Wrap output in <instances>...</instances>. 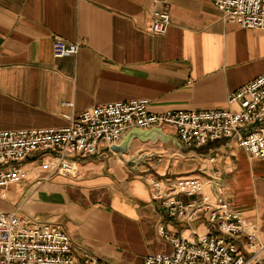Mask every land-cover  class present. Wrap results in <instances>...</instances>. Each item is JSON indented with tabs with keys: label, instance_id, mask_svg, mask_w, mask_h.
<instances>
[{
	"label": "crops",
	"instance_id": "1",
	"mask_svg": "<svg viewBox=\"0 0 264 264\" xmlns=\"http://www.w3.org/2000/svg\"><path fill=\"white\" fill-rule=\"evenodd\" d=\"M149 2L0 0V130L61 128L66 115L133 99H146L153 112L225 109L230 92L264 72V30L224 20L212 0H168L170 24L157 35L147 31ZM55 36L78 43V52L54 56ZM162 131L175 135L171 126ZM132 155L144 160L125 164ZM75 165L74 175L39 180L24 164L28 178L0 187V211L59 225L79 259L141 264L172 251L160 228L187 238L192 226L205 231L206 221L168 216L151 186L165 176L195 177L264 242V160L231 140L186 147L134 138L123 155L102 143ZM237 240L245 246L243 236Z\"/></svg>",
	"mask_w": 264,
	"mask_h": 264
},
{
	"label": "built area",
	"instance_id": "2",
	"mask_svg": "<svg viewBox=\"0 0 264 264\" xmlns=\"http://www.w3.org/2000/svg\"><path fill=\"white\" fill-rule=\"evenodd\" d=\"M168 0H150L147 31L164 34L170 24ZM224 20L246 28L264 30V0H212ZM79 44L55 36L56 57L75 55ZM225 109H168L153 112L146 99L96 104L70 115L61 128L0 130V187L29 177L30 163L40 180L54 174L74 175L75 161L96 154L103 143H118L132 127L174 128L186 147H200L217 139H228L251 157L264 160V72L230 92ZM156 198L168 216L180 223L206 221L205 231L190 227L191 238L160 228L172 245L167 254L146 255L141 264H264L258 259L264 242L245 229V219L221 196L211 199L195 177H161L151 182ZM179 194L194 196L183 201ZM245 238V246L237 237ZM0 264H108L87 254L79 259L69 235L57 224L20 211H0Z\"/></svg>",
	"mask_w": 264,
	"mask_h": 264
},
{
	"label": "water",
	"instance_id": "3",
	"mask_svg": "<svg viewBox=\"0 0 264 264\" xmlns=\"http://www.w3.org/2000/svg\"><path fill=\"white\" fill-rule=\"evenodd\" d=\"M134 138L141 141H154L156 139H160L161 141L172 140L176 146H180V142L175 135L165 133L160 127H150L147 129L132 127L127 133L122 135L121 140L118 143L110 145V150L118 155L127 154L129 145ZM143 160L144 156L132 155L125 161V164L131 165Z\"/></svg>",
	"mask_w": 264,
	"mask_h": 264
},
{
	"label": "rangeland",
	"instance_id": "4",
	"mask_svg": "<svg viewBox=\"0 0 264 264\" xmlns=\"http://www.w3.org/2000/svg\"><path fill=\"white\" fill-rule=\"evenodd\" d=\"M22 181H24V179L23 180H20V181H18V182H16V184H19V183H21ZM200 231V230H199Z\"/></svg>",
	"mask_w": 264,
	"mask_h": 264
}]
</instances>
